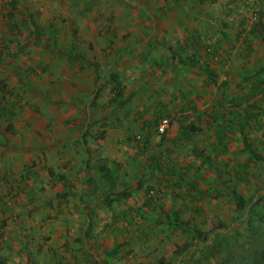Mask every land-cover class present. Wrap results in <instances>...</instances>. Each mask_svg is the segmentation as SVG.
I'll return each instance as SVG.
<instances>
[{
	"label": "rangeland",
	"instance_id": "1",
	"mask_svg": "<svg viewBox=\"0 0 264 264\" xmlns=\"http://www.w3.org/2000/svg\"><path fill=\"white\" fill-rule=\"evenodd\" d=\"M10 1L0 0V49L5 50L0 77L10 92L0 91V261L264 264V162L251 159L246 151L225 152L230 158L222 162L214 159V152L212 165L205 161L209 168L201 171L196 184L157 194L158 204L181 211L189 227L186 229L169 224L159 209H144L146 217L142 211L131 213L141 217L128 226L114 219V212L103 203L107 187L115 183L117 190L136 192L131 182L135 170L118 169L112 182L101 168L91 171L96 174L95 183L85 181L84 139L89 140L87 147L96 158L100 150L109 152L106 139L111 137V125L115 131L121 127L114 118L126 105L108 104L114 94V79L122 83L125 94L137 92L140 102L147 86L174 90L182 74L175 73L177 66L189 81L187 88L195 85L188 64L171 48L182 35L165 32L184 26L175 0H18L21 12H16V21L22 24L27 19L28 23L32 12L42 28L39 38L28 24L18 33L7 27L4 10L5 2ZM164 9L170 12L166 18L161 13ZM196 22L187 23L191 26ZM200 22L205 30L210 28ZM163 38L171 43L145 47V40ZM11 39L14 41L9 42ZM10 51L18 54L11 56ZM191 53L192 49L182 52L186 59ZM257 122L258 127L248 134L253 147L264 155V115ZM105 128L108 132L100 136ZM106 165L99 163L103 168ZM49 168L55 176H49ZM136 171L143 175L145 170ZM63 173L67 175L59 179ZM150 181L149 177L140 185L145 188L142 197L132 193L134 200L145 198ZM11 187H16V194L10 193ZM19 188L23 190L17 194ZM79 188L81 195L76 192ZM232 188L245 200H254V214L247 215V208L238 209ZM128 200L127 196L117 200L118 212L121 203L125 206ZM195 230L198 236L194 237ZM124 241L119 253L109 254L113 246ZM127 250L131 254H126Z\"/></svg>",
	"mask_w": 264,
	"mask_h": 264
},
{
	"label": "crops",
	"instance_id": "2",
	"mask_svg": "<svg viewBox=\"0 0 264 264\" xmlns=\"http://www.w3.org/2000/svg\"><path fill=\"white\" fill-rule=\"evenodd\" d=\"M175 2V10L182 16L184 26L182 29L173 26L165 32L182 35L183 39L176 41L177 45L172 44L171 48L179 60L188 64L194 87L187 88L189 81L184 80L183 70L177 66L175 73L178 71L182 74L174 90L157 88V85L153 89L147 86L141 102V96L134 93L132 100L125 104V110L115 115L114 121L121 124V127L116 131L110 129L112 125L109 128L111 137L106 139L109 152L100 150L98 153L99 156L109 158L117 168L131 169L132 172L135 170L134 181L131 182L132 188L137 191L132 193H140L141 197L145 188H140V185L149 177L153 182L150 181L147 186H153L151 193L156 198L161 191L167 193L169 190L179 191L180 187L184 190L190 188L196 184L201 171L205 172V168H209L205 161L212 165L214 152L216 155L221 152V157L216 158L215 155L214 159L222 162L230 158V155L223 154L225 152L236 154L245 151L241 126L245 127L247 136L248 132L258 127L255 117L251 119L245 115L246 107L256 104L253 112H257L259 120L263 116L262 93L251 101L241 103V99L250 93L256 81L255 78L244 81V77L264 63V29H261L259 23L261 19L264 23V0ZM161 13L164 18L170 14L165 9ZM160 16L159 11L158 18ZM187 16L191 17L190 20L197 19L196 24L190 26ZM198 20L210 28L205 30ZM164 39L145 40V47L156 44L163 47L171 43ZM167 47L170 48V45ZM187 49H192V53L186 59L182 52ZM261 56L263 62L260 63ZM161 64L158 63L159 68H162ZM234 73L236 77H233ZM164 117L170 118L171 124L162 135L156 132V125ZM151 128L154 129L150 132ZM138 168L145 170L143 175L137 173ZM141 199L131 198L132 202L125 204L126 208L145 206V198ZM136 202L138 205H134ZM144 209L147 210V207ZM132 217V223H137L141 216ZM121 222L128 221L121 219Z\"/></svg>",
	"mask_w": 264,
	"mask_h": 264
},
{
	"label": "trees",
	"instance_id": "3",
	"mask_svg": "<svg viewBox=\"0 0 264 264\" xmlns=\"http://www.w3.org/2000/svg\"><path fill=\"white\" fill-rule=\"evenodd\" d=\"M5 6H6L5 7L6 9H7V7H9L8 11L5 8H3V9H5L4 14L8 15V21H7L6 25H7V27L10 28L12 33L16 32V31H17L16 33H18L20 31H22V28L25 27L26 24H28L29 26H31V28H34L33 32L35 33V35L38 38L42 36V28H41L40 24L38 23V21L33 17L32 12L30 14H28L30 16V18H29L30 21L28 23H27V19H25L26 21L23 20L22 24H20L16 21L17 20L16 19V12H18V10H19L18 0H12V2L10 4L9 3L6 4V2H5ZM19 11L21 12V10H19ZM22 14H23V12H22ZM259 23H260L261 29H264V23L262 22V19L260 20ZM13 41H14L13 39L9 40V42H13ZM4 52H5L4 49H2V50L0 49V60L2 59ZM10 53H11V56H16L18 54V51L13 52V53L10 51ZM211 75L215 77V74L213 72H211ZM259 77H262V78L258 80ZM254 78L256 79V81L253 83L250 93L241 99V103H243L244 101L247 102V101L253 100V98H256L260 93L263 94L262 102H264V63L262 64V66H260V68L252 71V74L245 76L244 81H250V80H253ZM112 84H113L112 90H113L114 94L109 99L108 104L113 105V104L117 103V106L118 105L124 106L125 104H127L128 102H130L132 100V97L135 95L134 94L135 92L130 93V94H125L124 86L117 79H114L112 81ZM0 91H3L4 93H10L6 87V84L3 82V78H1V77H0ZM256 107H257L256 104H251L248 107H246L244 109L245 115L251 119L253 117H255V119H257L258 118L257 112H256V114L253 112V109H255ZM4 112H5V109H4ZM262 113L264 115V108L262 109ZM10 114L13 115L14 114L13 111H11ZM155 123L157 124V121ZM157 126H158V124L156 125V127ZM241 127H242L241 128V134H242V137L244 139V150L250 153L251 159L257 160V161L263 160V162H264V155L259 153L253 147L252 140H250V137L247 136L245 127L244 126H241ZM154 128H151L150 132ZM88 131H89V129H88ZM101 131H104V132H101L100 136H103L105 133L108 132V130L106 128L101 130ZM164 134H162V135H164ZM83 142L86 146L85 153L87 154V157L84 160V164H83V169H85V172H86L85 181L95 183L94 179L96 177H93V176H96V174H94V173H95V171L99 172L101 170V168H102V172L105 174V178H109L110 181H112V182L115 181L113 174L115 172H116V174H118L117 171L120 168H117V165L114 162H112L111 160L107 159L106 157L97 156L96 158H94L95 156H93L94 155L93 149L91 147H87L89 140L87 138H85ZM98 157H100V158H98ZM100 162H105V163L107 162V164H108V166L106 165L107 169L103 168V166H99ZM65 165H66V167H68L69 163H66ZM72 168L73 167H69L68 169H72ZM91 171H94V173H92ZM64 172H66V171H64ZM49 173H50L51 177L55 176V173L52 170V168H49ZM66 175H67L66 173H63V174L59 175L58 178L64 179ZM241 179H246V177H243ZM8 182H11V181L8 180ZM15 188L16 187L10 188V193H12L13 195L16 194L14 192ZM80 189L81 188H79L76 191L78 193V195H81V193L79 192ZM95 189H96V186H94V188H92V190H95ZM152 189H153L152 185L147 186V191L145 194V206L144 205L139 206L137 209L133 208V206H132V208L128 209V208H126V205L131 203L130 199L132 198V196H131L132 193L129 192V189L127 190V188H122L120 190H117L116 184L110 183V185H108V187H107V190H106L107 192L103 198L104 199L103 203H105V205L107 206V208L110 209V211L114 212L113 216H114L115 220L118 221L121 219H125L126 221H128V222L123 224L125 226L132 225V222L134 221V219H132L134 217H132L130 215L131 213H133V214L135 212L141 213V211H142L143 217H146V214L143 213V210H144V208L147 207V210L150 209L152 211L153 210L158 211L157 209H159L162 213H164L169 224H175L179 227H182L183 229L189 228L187 226L186 221H184L183 218L181 217V211L179 209L167 210L164 205L158 204L156 196L153 193H151ZM22 190H23V188H19V192H17V194L20 193ZM231 194L233 195L234 199L238 203V209L239 210L244 211V208H247V210H246L247 215L249 213L254 214V212H255V206H254L255 204L253 203L254 200H245V198L241 194H239L238 191L235 190V188L231 189ZM125 196H127L129 198V200L127 203H125L126 204L125 206L123 203H121L120 211L118 212L117 210L119 207H115V205L117 204L116 202L120 197H125ZM88 202L95 203V202L90 201V200H88ZM89 205H91V204H88L86 206L88 207ZM140 216H138V217H140ZM88 217L90 218L91 216H88ZM245 219H246V217H245ZM92 224H94V223H92ZM112 229L116 230L117 228H116V226H112ZM193 234H194V237L198 236V231L195 230L193 232ZM125 242L126 241L118 243L115 246H113V248L108 251L109 254L114 255V254L119 253L120 250L122 249V247L125 246V244H124ZM191 246L192 245H189L188 248H190ZM126 254H131V250H127ZM0 263L3 264L2 261H0Z\"/></svg>",
	"mask_w": 264,
	"mask_h": 264
},
{
	"label": "built area",
	"instance_id": "4",
	"mask_svg": "<svg viewBox=\"0 0 264 264\" xmlns=\"http://www.w3.org/2000/svg\"><path fill=\"white\" fill-rule=\"evenodd\" d=\"M170 124H171L170 118H167V117L162 118L160 120L158 126L156 127V132L159 134H164L167 131V129L169 128Z\"/></svg>",
	"mask_w": 264,
	"mask_h": 264
}]
</instances>
